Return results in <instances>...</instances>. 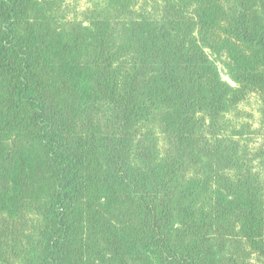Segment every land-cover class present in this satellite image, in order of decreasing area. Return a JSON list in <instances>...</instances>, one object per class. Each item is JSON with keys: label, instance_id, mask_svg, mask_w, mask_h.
I'll return each mask as SVG.
<instances>
[{"label": "trees", "instance_id": "trees-1", "mask_svg": "<svg viewBox=\"0 0 264 264\" xmlns=\"http://www.w3.org/2000/svg\"><path fill=\"white\" fill-rule=\"evenodd\" d=\"M0 264H264V0H0Z\"/></svg>", "mask_w": 264, "mask_h": 264}, {"label": "rangeland", "instance_id": "rangeland-1", "mask_svg": "<svg viewBox=\"0 0 264 264\" xmlns=\"http://www.w3.org/2000/svg\"><path fill=\"white\" fill-rule=\"evenodd\" d=\"M218 69H219V72L221 74V77L225 80H227V78L224 76L223 72H222V66L218 64Z\"/></svg>", "mask_w": 264, "mask_h": 264}]
</instances>
